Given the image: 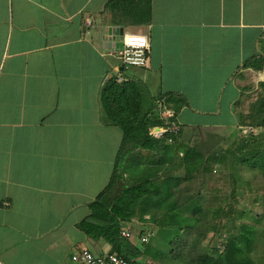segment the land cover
<instances>
[{"label":"crops","instance_id":"1","mask_svg":"<svg viewBox=\"0 0 264 264\" xmlns=\"http://www.w3.org/2000/svg\"><path fill=\"white\" fill-rule=\"evenodd\" d=\"M121 32L149 38L145 66L126 67L110 53ZM111 80L138 82L145 104L155 103L163 125L151 135L165 126L164 109L174 112L181 155V141L206 128H253L264 145V125L251 123L264 120V0H0L4 263L76 264L72 255L83 249L109 254L111 244L79 224L120 153L133 182L158 185L168 176L162 151L123 146L124 131L102 101Z\"/></svg>","mask_w":264,"mask_h":264},{"label":"trees","instance_id":"2","mask_svg":"<svg viewBox=\"0 0 264 264\" xmlns=\"http://www.w3.org/2000/svg\"><path fill=\"white\" fill-rule=\"evenodd\" d=\"M102 101L108 119L124 131L123 146L131 143L132 147L162 151L164 157L158 160V164L168 162L170 172L182 165L184 176H167L158 185L149 177H139L133 182L125 177L126 171L122 169L124 153H120L109 183L91 204L90 217L84 219L79 227L90 237L103 238L110 243L111 253L116 252L129 261L142 264L140 257L151 255L155 249L144 251L132 238L124 237L122 225L130 224L137 216L145 218V214L149 213L151 220L165 232L160 243L164 241L167 244L168 255L172 256L175 249L185 251L188 254L183 257L187 258L186 264H258L252 256L258 243V228L251 223H240L234 232L228 230L221 247L204 244L213 221L221 218L224 209L221 205L207 209L203 202L205 195L202 192L188 193L190 187L182 184L198 172L207 171L210 161L189 145H184L183 157L179 161L176 143L180 134L169 143L167 136L158 138L149 133L150 127L163 125V121L155 103L145 104L138 82L109 81L103 89ZM258 115L260 118V113ZM257 117L253 116V126L264 125V120H255ZM213 159L230 161L231 169L243 164L264 171L263 136L261 133L243 134L235 146L217 153ZM181 187L188 190L185 196H182L184 189ZM235 193L236 186L232 191L234 199ZM184 236L188 239L186 243ZM164 253L167 251L164 250Z\"/></svg>","mask_w":264,"mask_h":264},{"label":"rangeland","instance_id":"3","mask_svg":"<svg viewBox=\"0 0 264 264\" xmlns=\"http://www.w3.org/2000/svg\"><path fill=\"white\" fill-rule=\"evenodd\" d=\"M243 135L241 130H216V129H198L191 132L183 139V147L190 146L198 149L209 160L207 171L198 172L187 184L190 189L186 191L181 187L182 196L185 194H197L202 192L204 205L207 209L215 208L221 205L224 209L221 218L213 221L212 227L204 240L205 245L221 247L228 230L235 231L236 226L246 222L255 225L258 228V243L252 251V256L258 264H264V171L260 168H253L250 165L239 164L237 168L231 169L230 161H214V155L235 146ZM179 153V152H178ZM183 155V154H182ZM178 155L179 161L183 157ZM208 165V164H207ZM231 174L232 177L230 176ZM168 176H184L182 165L174 171H169ZM235 179V182H233ZM235 199L232 191L235 189ZM186 192V193H185ZM128 225V223H127ZM131 236L137 244H140L142 250L149 248L155 249L151 255H142L140 261L142 264H186L188 256L185 251L173 250L168 255L167 244L164 240V230L159 229L157 224L151 220V214H145V218L135 217L131 222ZM146 227V229H144ZM151 234L149 242L142 244L141 239L146 234ZM184 243L188 239L183 237ZM185 247L186 245L183 244ZM158 248L160 251H158ZM184 249V248H183ZM164 250L167 253H164ZM176 251V252H175ZM185 261H184V260Z\"/></svg>","mask_w":264,"mask_h":264},{"label":"built area","instance_id":"4","mask_svg":"<svg viewBox=\"0 0 264 264\" xmlns=\"http://www.w3.org/2000/svg\"><path fill=\"white\" fill-rule=\"evenodd\" d=\"M122 45L118 46L110 52L115 55L124 66L126 67H141L145 66L149 59V53L151 43L149 38L144 34L131 33L124 35L122 38ZM160 110L163 107L160 106ZM164 113L166 116L165 126L152 129V135L155 137L167 136L169 143L174 142L181 132L180 124L174 119V112L170 109L165 108ZM245 133L256 132L253 128H247L244 130ZM122 235L129 238L131 236L130 229H123ZM151 234H146L142 237L141 243L149 242ZM72 260L76 264H140L135 261H129L126 258L120 256L118 253H109L103 257L95 255L93 252L87 249L76 251L72 255ZM0 264H6L0 260Z\"/></svg>","mask_w":264,"mask_h":264},{"label":"water","instance_id":"5","mask_svg":"<svg viewBox=\"0 0 264 264\" xmlns=\"http://www.w3.org/2000/svg\"><path fill=\"white\" fill-rule=\"evenodd\" d=\"M102 35L103 38H107L109 41L112 39V35H113V29L112 28H108V29H104L102 31ZM121 38H123V32L120 33ZM122 45V42H120L119 46Z\"/></svg>","mask_w":264,"mask_h":264}]
</instances>
